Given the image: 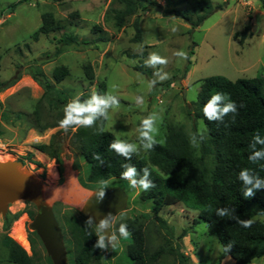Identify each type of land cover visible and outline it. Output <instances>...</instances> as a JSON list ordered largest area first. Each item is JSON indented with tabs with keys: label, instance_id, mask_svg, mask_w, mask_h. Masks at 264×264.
Masks as SVG:
<instances>
[{
	"label": "rangeland",
	"instance_id": "rangeland-1",
	"mask_svg": "<svg viewBox=\"0 0 264 264\" xmlns=\"http://www.w3.org/2000/svg\"><path fill=\"white\" fill-rule=\"evenodd\" d=\"M153 1L155 6L140 11L119 30L113 16L114 11L124 9L120 0H0V161L23 162L36 174L41 185L52 189L57 198L50 206L61 225L65 242L69 238L66 215L81 216L74 208L75 204L66 202L77 197L81 188L87 194L94 190L84 189L79 183V175L85 170L86 163L73 143L77 128L65 132L56 127L40 132L41 125L56 123L59 112L43 102L42 122L37 125L34 112L45 91L32 79L31 71L41 68L46 80L55 90L66 91L70 101L83 95L90 98L97 93L98 86L105 83L106 93L117 95L120 100L118 107L112 105L106 109L105 124V131L118 140H126L140 148L142 142L146 143L141 138V120L149 114L158 115V143L165 144L167 126L181 127L189 140L195 137L199 146L192 147L197 154L200 148L197 135L208 138L205 123L195 117L194 108L204 80L214 76L231 81L264 79L262 0H211L215 6L226 3L227 6L214 12L194 30L185 20L168 13L174 8L188 10L191 0ZM47 12L54 14L63 30L34 41L32 35L41 27L42 15ZM137 18L142 42L134 40L133 23ZM247 26L250 30L242 40ZM96 27L102 32H94ZM65 32L76 35L81 44L60 45L58 40ZM99 36L107 41L99 42ZM178 50L186 51L188 56L193 52L190 67L189 59L185 61L173 55ZM151 52L167 57L168 65L145 66ZM88 64L95 73L92 82L86 79L83 70ZM140 64L145 73L136 70ZM61 66L66 67L70 75L57 83L53 73ZM165 74H170L171 78L161 81L160 77ZM150 81H154V85H149ZM10 82L8 87H3ZM55 135L61 142V164L36 149L39 145L49 144ZM138 157L147 158V152L141 148ZM207 161L211 166L212 157ZM109 182L107 188L100 184L97 189L122 188L129 196L127 209L116 217L115 222L139 218L151 229L149 251L164 246L168 236L153 220L151 203L140 200L142 190L132 189L127 180L114 178ZM35 213L33 204L19 201L10 206L5 218L0 217V264H10L4 245L6 236L33 257L35 264H52L42 242L29 229ZM198 215L183 204L162 209L160 217L167 221L173 234L172 246L179 244L181 251L189 257V264H235L230 257L219 262L221 244L207 233L205 223H196ZM257 218L264 223V215ZM4 219L10 224L8 229ZM20 234L24 235L27 245L18 240ZM129 242V236L119 237L115 249L105 242L108 247L103 250L100 263L130 264L126 252ZM66 249L68 264H74L73 247L67 244ZM157 264L179 263L166 254ZM253 264H264V258L254 260Z\"/></svg>",
	"mask_w": 264,
	"mask_h": 264
},
{
	"label": "trees",
	"instance_id": "trees-1",
	"mask_svg": "<svg viewBox=\"0 0 264 264\" xmlns=\"http://www.w3.org/2000/svg\"><path fill=\"white\" fill-rule=\"evenodd\" d=\"M120 3L124 9L114 11L113 16L115 26L119 30L140 11L156 5L153 0H120ZM189 5L186 11L174 8L168 13L185 20L194 30L214 12L225 9L227 3L215 6L211 0H191ZM262 8L264 9V0H262ZM133 27L136 32L134 40L142 42L138 18L135 19ZM62 30L60 21L53 13L47 12L42 15V25L32 35V39L38 41L43 35L48 36ZM249 30L250 27L247 26L242 40ZM94 32L101 33L102 30L96 27ZM98 41L106 42L107 39L99 36ZM58 42L63 46L81 44L76 35L67 32L63 33ZM191 55L193 52L189 56V67L192 65ZM1 59L0 55V64ZM189 67L185 70V74ZM83 70L86 79L92 82L95 79L93 67L88 64ZM136 70L145 73L141 64L136 66ZM69 75V70L61 66L54 70L53 78L55 82L60 83ZM30 76L45 91L34 112L37 125L42 122L43 102L59 112L56 123L41 125L40 132L58 127V121L62 119L64 106L70 101V97L66 91L55 90L46 80L41 68L31 71ZM12 82L3 87H8ZM216 92L227 94L238 106L243 104L244 107H238L237 114L225 115L222 121H207L203 116L202 107ZM105 94L106 84L102 83L98 86L96 95L104 97ZM88 99L87 95H83L79 102L84 103ZM224 103H227V99ZM194 108L195 117L204 121L208 133V138L197 135L200 143L199 154L194 151L187 134L181 127L167 126L165 144L154 145V150L147 152V158H140L133 153L130 160H125L110 149L109 145L117 138L105 131L106 119L102 114H97L95 127H78L73 135V143L86 163L85 170L79 175V183L84 189L96 190L102 181L121 179V172L124 171L121 165L124 163H129L137 169V179L143 176L141 171L143 167H148L151 172L150 179L156 187L150 191H142L140 200L151 203L153 220L165 230L169 238L165 237L164 246L150 252L149 244L152 241L150 227L139 218L115 222L113 232L119 234L117 231L119 225L125 223L131 233L126 250L130 264H157L166 254L173 256L179 264H189V257L181 251L179 244L172 246L171 228L167 221L160 217L164 207L177 204H183L186 208L197 211L199 221L196 223H205L207 233L217 238L221 246L232 243L233 246L228 254L221 251L219 262L230 257L235 264H253L254 260L264 258V223L257 218L261 216V212H264V189L257 191L253 198L245 199L243 197L245 186L239 179L240 171L245 168L249 170L250 175H258L264 179V158L249 160L255 152L264 151V143H258L254 139L258 135L264 140V79L231 81L223 76L207 78L201 86L197 101L194 102ZM36 149L56 163H62L61 142L56 135L51 138L49 144L39 145ZM95 154L101 156L102 162L93 158ZM209 157H212L211 166L207 161ZM217 209H225L230 215L221 217L217 215ZM79 214L80 217L69 214L65 217L66 234L69 236L65 245L73 247L74 264H101L103 250L94 248L98 241L97 231L93 228V223L86 226L85 216ZM231 216L240 219L254 218L255 223L250 228H242L235 219L230 218ZM4 225L6 229L9 228L7 219H4ZM154 229L157 232V228ZM32 234L38 237L35 232ZM185 234L186 231L183 232L182 237ZM4 245L8 250V263L35 264L33 257L29 256L15 240L6 236Z\"/></svg>",
	"mask_w": 264,
	"mask_h": 264
},
{
	"label": "clouds",
	"instance_id": "clouds-1",
	"mask_svg": "<svg viewBox=\"0 0 264 264\" xmlns=\"http://www.w3.org/2000/svg\"><path fill=\"white\" fill-rule=\"evenodd\" d=\"M139 50L142 52V47ZM173 55L185 61L189 59L188 53L184 50L175 51ZM144 63L145 66L156 68L158 65L167 66L169 60L167 57L161 56L156 52H151L149 53V56ZM170 78V74H165L164 76L160 77V80L164 81ZM154 83V81H150L149 85H154ZM140 99L142 101V97ZM226 99L227 103H224ZM119 104L120 100L117 95H108L107 93L104 97H100L94 93L84 103H80L78 97L74 98L64 106V115L62 119L58 121V127L63 129L65 132H68L70 129L75 130L78 127L93 128L95 127L97 114L105 115V119H107L108 117L105 110L112 105L118 107ZM238 107H244V105L241 104L238 106L237 103L231 100V98L227 94L223 92H216L215 94L211 95L210 99L203 105L202 112L203 116L209 122L222 121L223 117L227 114H237ZM157 119H160L158 115L154 116L152 114H149L147 117L141 120V138L142 141H146V143L142 142L140 148H138L133 143L127 142L126 140L114 139L109 145L110 149L114 151L117 156H121L125 160H130L133 153L138 155L141 148L146 152L153 151L154 145H157L158 143L156 139V133L158 131V128L156 126ZM254 139L258 143H264V140H261L258 135L255 136ZM190 143L193 147L199 146L195 140V137L190 138ZM93 158L101 161V156L99 154H95ZM257 158H264V151L255 152L252 156L249 157V160L256 161ZM121 167L124 169V171L121 172V179L127 180L132 189L150 191L151 189L156 187L153 180L150 179L151 172L148 167H143L141 169V171L143 172V176L139 179H137V169L131 164L124 163L121 165ZM239 179L243 181V184L245 186L243 189V197L245 199L253 198L257 191L264 189V179L260 178L258 175H250L247 168L240 171ZM109 183V181H102L103 188H107L109 186ZM104 195L105 192L100 191L98 193V198L102 199ZM216 211L217 215L221 217L230 215L225 209H217ZM260 214L264 215V212H261ZM230 218L235 219L242 228H250L255 223L254 218L240 219L236 216H231ZM91 223L92 220L89 217V219L85 221V225L90 226ZM106 227H108L107 221L101 220L100 225L97 227L98 241L94 245V248L107 250L108 246L105 244L106 237L104 234H102V230ZM117 231L119 233V237H128L131 234L127 224L125 223H121ZM88 234L91 235V233ZM119 237L115 232L112 236L107 237L108 243L111 245L112 249H115L117 247ZM232 246L233 245L230 242L229 244L222 245L221 247L222 250L228 254L231 251Z\"/></svg>",
	"mask_w": 264,
	"mask_h": 264
},
{
	"label": "water",
	"instance_id": "water-1",
	"mask_svg": "<svg viewBox=\"0 0 264 264\" xmlns=\"http://www.w3.org/2000/svg\"><path fill=\"white\" fill-rule=\"evenodd\" d=\"M40 180L21 161H0V217L5 218L12 204L24 201L36 208V213L29 223V229L35 232L42 242L52 264H68V253L61 225L51 206L44 204L40 197ZM104 191L102 199L98 193ZM129 196L122 188L96 189L79 200L74 208L89 217L96 228L101 220H106L108 227L102 230L107 237L113 235L116 217L127 209Z\"/></svg>",
	"mask_w": 264,
	"mask_h": 264
},
{
	"label": "bare ground",
	"instance_id": "bare-ground-1",
	"mask_svg": "<svg viewBox=\"0 0 264 264\" xmlns=\"http://www.w3.org/2000/svg\"><path fill=\"white\" fill-rule=\"evenodd\" d=\"M40 190H41L40 197L42 201L44 202V204H46L47 206L52 205L53 204L52 200L57 198V196L52 193V189L47 188L46 186L40 184ZM86 196H87V192H85V190L81 188V191H79L77 197L72 198L71 200H68L70 202H66V203L74 205L79 200L85 198ZM18 240H20L24 245H27L26 239L24 238L23 234H20L18 236Z\"/></svg>",
	"mask_w": 264,
	"mask_h": 264
},
{
	"label": "crops",
	"instance_id": "crops-1",
	"mask_svg": "<svg viewBox=\"0 0 264 264\" xmlns=\"http://www.w3.org/2000/svg\"><path fill=\"white\" fill-rule=\"evenodd\" d=\"M228 257H226L225 259H224V261L227 259Z\"/></svg>",
	"mask_w": 264,
	"mask_h": 264
}]
</instances>
